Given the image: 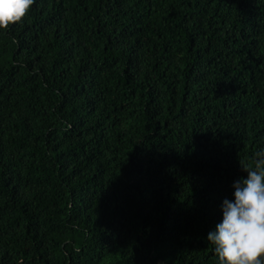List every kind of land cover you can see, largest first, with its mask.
I'll return each mask as SVG.
<instances>
[{
	"label": "trees",
	"instance_id": "trees-1",
	"mask_svg": "<svg viewBox=\"0 0 264 264\" xmlns=\"http://www.w3.org/2000/svg\"><path fill=\"white\" fill-rule=\"evenodd\" d=\"M264 148V0H35L0 30V264H218Z\"/></svg>",
	"mask_w": 264,
	"mask_h": 264
},
{
	"label": "clouds",
	"instance_id": "clouds-1",
	"mask_svg": "<svg viewBox=\"0 0 264 264\" xmlns=\"http://www.w3.org/2000/svg\"><path fill=\"white\" fill-rule=\"evenodd\" d=\"M35 0H0V30L19 22ZM246 178L232 185L233 198L221 204L222 218L207 235L218 264H264V148Z\"/></svg>",
	"mask_w": 264,
	"mask_h": 264
}]
</instances>
